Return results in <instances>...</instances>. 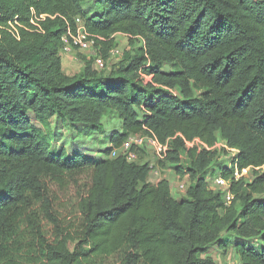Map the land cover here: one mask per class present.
<instances>
[{
  "label": "trees",
  "instance_id": "trees-1",
  "mask_svg": "<svg viewBox=\"0 0 264 264\" xmlns=\"http://www.w3.org/2000/svg\"><path fill=\"white\" fill-rule=\"evenodd\" d=\"M77 18L105 57L117 33L142 47L108 75L80 53L81 73L67 77L62 38ZM107 113L121 126L103 154L148 131L170 140L158 167L188 176L186 199L166 179L148 183L145 149L132 147L138 160L129 163L54 146L58 129L69 138L98 130ZM183 139L208 148L221 139L238 154L223 166L214 150L186 151ZM235 164L250 176L231 182L226 206L207 177L231 179ZM263 167L264 0H0V264H20L8 245L20 232L40 264H215L214 248L264 264ZM52 187L74 192L76 235Z\"/></svg>",
  "mask_w": 264,
  "mask_h": 264
},
{
  "label": "rangeland",
  "instance_id": "rangeland-1",
  "mask_svg": "<svg viewBox=\"0 0 264 264\" xmlns=\"http://www.w3.org/2000/svg\"><path fill=\"white\" fill-rule=\"evenodd\" d=\"M125 34L117 33L110 37V46L109 51L105 56H103L101 50L96 47H90L85 49L83 52L78 51L77 49H70L68 51H63L61 56V67L62 73L67 77H73L81 73L82 63L80 61V53L84 57L88 58H99L101 59V64H95V70L108 75L109 73L115 71L123 59L125 54L131 52L132 49H137L142 47V41L140 39H132ZM133 41V43H130ZM68 44V43H67ZM142 79L145 83L150 81V77L142 76ZM120 121L115 114L107 113L101 121L100 129L90 130L89 128H81L80 133L69 138L68 129L62 128L58 129L59 134H57L56 141L54 146L58 149L63 147L68 153L73 151L79 152L83 157L98 159L103 158L107 159L111 156H105L103 150L108 147V138L115 132L120 131ZM224 142L221 139H218L214 151L217 153V161L220 162V165L226 166L230 160V155L228 152H225L222 149ZM150 151V150H149ZM151 152V151H150ZM148 152L146 157L142 160L141 163H147L153 170L149 175L148 183L150 185L155 184L161 179H166L169 181L170 186L173 187L171 193L173 197L177 200L186 199V192L183 194H177L174 188H177V181H179V175L175 173L174 167L167 165L164 168H159V161L154 157L152 152ZM183 164L186 165V161H183ZM218 167V166H216ZM215 169V168H214ZM264 171V167L262 168ZM250 173V172H249ZM249 174L246 180H249ZM207 183L209 188L215 190L213 180L209 176L207 177ZM53 194L54 189L52 187ZM56 201H58V207L56 206L57 214L62 222V225L65 229L76 233L80 230L81 226V217L77 211L76 199L74 192H68L65 194H55ZM264 199V195L261 197ZM238 208V207H237ZM10 254L14 257L16 261L20 264H40V260L37 256V253L34 249H31L28 244V238L23 234L19 233V236L15 239H12L8 243ZM74 244H71L73 248ZM230 247V246H228ZM210 256L214 259L215 264H235L236 259L233 256L232 248H229L227 254L221 253L220 251L214 248L211 250ZM125 261L117 256H112L109 258L101 259L95 261L93 264H124Z\"/></svg>",
  "mask_w": 264,
  "mask_h": 264
},
{
  "label": "built area",
  "instance_id": "built-area-1",
  "mask_svg": "<svg viewBox=\"0 0 264 264\" xmlns=\"http://www.w3.org/2000/svg\"><path fill=\"white\" fill-rule=\"evenodd\" d=\"M41 19H45L46 16H40ZM30 23L37 27L36 24V18H32L30 20ZM75 30L70 31L68 30L66 35L63 36L62 41L64 43V50L68 51L70 49H77L78 51L83 52L85 49H89L90 47H95L94 40L91 38L90 35L85 30V27L80 19H75ZM68 43V44H67ZM62 54V53H61ZM95 64H101V59L95 58ZM148 134L143 135H136L129 137L121 146L119 150H113L111 152V158H114L121 154L124 156L127 162L129 163H135L138 160V156L136 153L131 151L132 147H136L137 149H145L147 152H152L154 157L158 161H163L166 159L167 153L171 150L170 148V140L166 141L165 143L159 142V140L155 137L153 133L148 131ZM176 138V137H175ZM184 142V148L186 151L192 148H197L198 150H206L211 151L214 150L216 145L213 148H208L206 145L202 144L199 140L194 139L191 142H187L183 139ZM222 149H224L228 154L230 155V160L238 154V151L233 149H228L225 145V143L222 145ZM150 150V151H149ZM150 152V153H151ZM181 159H183V155L181 156ZM229 160L228 166L231 164V161ZM180 165V164H179ZM153 172V170H152ZM151 172V173H152ZM249 174V169L240 170L237 168V165H234V168L232 170L231 179H224L221 176H216L212 178L213 184L216 191H219L221 194H223L224 197V204L228 206L233 199L232 194L230 193V184L232 181L237 182L238 180L242 178H247ZM210 177V176H209ZM177 188L174 190L177 194H183L187 193L188 186H189V178L187 175L183 176L182 178L179 177V181H177ZM170 189L172 190L173 187L170 186ZM237 264V263H235Z\"/></svg>",
  "mask_w": 264,
  "mask_h": 264
},
{
  "label": "crops",
  "instance_id": "crops-1",
  "mask_svg": "<svg viewBox=\"0 0 264 264\" xmlns=\"http://www.w3.org/2000/svg\"><path fill=\"white\" fill-rule=\"evenodd\" d=\"M211 254V253H210Z\"/></svg>",
  "mask_w": 264,
  "mask_h": 264
}]
</instances>
